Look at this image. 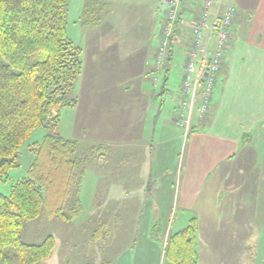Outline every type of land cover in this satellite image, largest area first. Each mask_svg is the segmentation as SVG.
I'll return each instance as SVG.
<instances>
[{
    "label": "crops",
    "instance_id": "crops-1",
    "mask_svg": "<svg viewBox=\"0 0 264 264\" xmlns=\"http://www.w3.org/2000/svg\"><path fill=\"white\" fill-rule=\"evenodd\" d=\"M200 1L181 0L160 68L149 38L136 46L122 41L102 16L83 29L75 43L82 63L76 101L60 110L58 132L97 152L112 148L117 220L128 208L122 199L141 198L140 229H162L169 222L180 230L194 218L199 264H242L248 242L264 231V0L220 1V10L236 7L228 46L208 114L195 113L184 135L176 108ZM175 52L183 55L180 65ZM168 67L178 72L174 81ZM126 150L133 151L128 160L114 157ZM124 164L131 169L120 171Z\"/></svg>",
    "mask_w": 264,
    "mask_h": 264
},
{
    "label": "trees",
    "instance_id": "trees-1",
    "mask_svg": "<svg viewBox=\"0 0 264 264\" xmlns=\"http://www.w3.org/2000/svg\"><path fill=\"white\" fill-rule=\"evenodd\" d=\"M69 1L0 0V182L19 165L26 137L37 128L46 131L40 142L29 146L34 158L27 175L13 182L8 195L0 192V264H36L47 259L54 238L24 242L23 222L42 211L70 221L80 208L79 145L58 132L59 112L75 103L73 87L82 68L80 47L66 34ZM82 16L85 26L101 20L89 4ZM171 42L170 37L169 46ZM164 248L174 264H199L194 218L167 236Z\"/></svg>",
    "mask_w": 264,
    "mask_h": 264
},
{
    "label": "rangeland",
    "instance_id": "rangeland-1",
    "mask_svg": "<svg viewBox=\"0 0 264 264\" xmlns=\"http://www.w3.org/2000/svg\"><path fill=\"white\" fill-rule=\"evenodd\" d=\"M166 2L167 0H70L66 14L67 37L78 44L83 29H91L90 26H81L84 6L89 4L95 8L97 15L103 17L101 23L109 22L122 41L136 46L149 38L150 46L157 48L161 38V23L167 9ZM218 3L220 9L221 3ZM176 47L174 43L173 48ZM176 57L180 65L183 55L175 52L174 59ZM168 69L169 80L174 81L173 76L178 72L173 68ZM45 133L43 128H37L26 137L19 150V165L10 168L8 179L0 182L2 194L8 195L13 182L27 175L28 166L34 158L29 146L40 142ZM78 145L77 171L84 168L86 171L81 181L80 208L77 214L72 220L64 221L58 217H49L42 211L38 217L22 224L20 237L26 243H39L48 235L55 240L51 255L36 264H174L164 254V247L167 236L177 229H173L169 222L162 225V229H140L138 212L140 208L144 209L141 198L122 199L128 208L121 210L120 220L116 219L114 211L120 200L113 199L116 189L113 172L117 171L111 165L112 148L106 152H97L96 147L92 148L88 144L78 142ZM132 153L133 151L126 150L122 155L119 152L114 157L128 160L133 156ZM99 159L102 160L101 164H98ZM167 159L172 161L173 157L169 156ZM140 162L143 163L144 159L137 160L138 165ZM125 168L127 171L130 167L124 164L120 171ZM137 196L140 197V194ZM98 224H104L101 228L103 235L93 239L98 231ZM259 234L261 236L257 240L248 242L242 264H264V231Z\"/></svg>",
    "mask_w": 264,
    "mask_h": 264
},
{
    "label": "built area",
    "instance_id": "built-area-1",
    "mask_svg": "<svg viewBox=\"0 0 264 264\" xmlns=\"http://www.w3.org/2000/svg\"><path fill=\"white\" fill-rule=\"evenodd\" d=\"M218 1L201 0L198 16L190 25L191 38L186 48L184 74L180 84L181 97L176 108V124L184 135L190 130L195 113L199 118L208 114L218 71L228 46L229 29L236 7L228 4L220 10ZM180 3L181 0L166 2L167 9L160 27L161 38L154 56L157 68L164 65Z\"/></svg>",
    "mask_w": 264,
    "mask_h": 264
},
{
    "label": "water",
    "instance_id": "water-1",
    "mask_svg": "<svg viewBox=\"0 0 264 264\" xmlns=\"http://www.w3.org/2000/svg\"><path fill=\"white\" fill-rule=\"evenodd\" d=\"M204 76L206 75V73L204 72V74H203Z\"/></svg>",
    "mask_w": 264,
    "mask_h": 264
}]
</instances>
